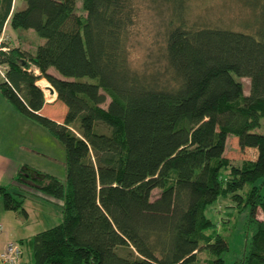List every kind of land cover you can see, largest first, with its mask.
Segmentation results:
<instances>
[{
    "label": "trees",
    "instance_id": "trees-1",
    "mask_svg": "<svg viewBox=\"0 0 264 264\" xmlns=\"http://www.w3.org/2000/svg\"><path fill=\"white\" fill-rule=\"evenodd\" d=\"M24 1L0 0V36L9 22L45 41L35 52L1 41L0 93L63 143L66 174L19 170L16 181L63 215L27 240L21 264H199L201 251L227 264L229 241L207 214L220 196L250 207L233 264H264V134L253 132L264 124V0H242L245 29L189 25L185 0H164L178 10L162 61L142 70L130 62L134 0H83L85 14L76 0ZM43 78L67 108L62 120L42 112L55 100ZM230 135L256 154L235 163ZM0 190L27 218L23 194Z\"/></svg>",
    "mask_w": 264,
    "mask_h": 264
},
{
    "label": "rangeland",
    "instance_id": "rangeland-1",
    "mask_svg": "<svg viewBox=\"0 0 264 264\" xmlns=\"http://www.w3.org/2000/svg\"><path fill=\"white\" fill-rule=\"evenodd\" d=\"M134 4L136 15L130 31V62L132 66L142 70L148 65H160L165 37L170 27L169 23L174 19L178 6L164 0H134ZM14 7L17 10L24 8L25 1L15 0ZM76 11L78 14H85L83 0H76ZM251 14V8H245L242 0H185L184 16L189 25L245 29L244 19L250 17ZM1 41L11 42L35 52L38 45L42 44L45 39L33 29H15L8 22L6 31L0 36V43ZM52 72L54 71L52 70ZM36 73L39 74V71L36 70ZM241 80L244 83V91L248 94L250 79L243 77ZM37 83L40 84L39 80ZM44 92L47 99L55 98L51 93L45 90ZM66 110L65 104L62 102L48 103L43 114L50 117L58 116L60 113H65ZM23 120L27 121L26 131L18 136L19 141L28 147H35L36 151L41 152L27 153L28 161L51 174H56L59 177L65 176L66 152L63 143L37 120L30 117ZM253 132L261 137L264 134V124L262 123ZM255 154L256 150L253 147H247L242 152L237 136L230 135L228 137L225 155L235 163H239L244 157H253ZM248 188L249 186H247ZM158 194L159 190L156 189L153 197ZM34 195H28L30 197L28 200L33 201V205L36 207L32 208L35 224L31 225L30 229H35V233H38L59 224L63 220L62 208L56 203L47 201L48 199L44 197ZM18 197L20 196L18 195ZM0 202L3 203V200ZM37 204H40V207ZM249 212L250 207L239 208L230 197L220 196L208 207L207 214L216 223L215 230L223 234L229 241L230 251L226 255L227 264H233L235 258L242 256L245 251V245L250 236L246 224ZM259 217L264 219L262 213L259 214ZM24 257L26 261L30 257L26 248ZM210 257L213 258V255L206 251L199 252V264H207Z\"/></svg>",
    "mask_w": 264,
    "mask_h": 264
},
{
    "label": "crops",
    "instance_id": "crops-1",
    "mask_svg": "<svg viewBox=\"0 0 264 264\" xmlns=\"http://www.w3.org/2000/svg\"><path fill=\"white\" fill-rule=\"evenodd\" d=\"M5 31L6 27L4 32ZM0 70H2L1 65ZM56 98L53 102L47 101L46 105L42 109V112L44 111L48 103L56 104L60 102L56 100ZM64 115L65 113H60L58 116H51L57 120H62L64 118ZM22 117L27 118L26 115L17 110L10 103V101L0 93V187L4 186L9 188L11 192L22 193L24 207L28 212V217L24 218L19 213L13 210L6 209L4 206V201L3 203L0 202V224L2 225V229L0 230V255L4 252L9 242H19L22 245L23 249L21 263L26 262L24 257L25 248L29 251L27 240L36 234L35 229H30V226L35 224V219L32 215V208L35 209L36 207L33 205V201L28 200L30 198L28 195L35 194L39 197L48 199L47 201L56 203L59 206L61 205L56 199L45 197L41 192L29 188L23 184H19L16 181V176L18 175V172L22 167L31 169L33 168L42 172L50 173L46 170L41 169L42 167L33 165V163L28 161L26 157L27 153L41 152L36 151L35 147H28L24 145L23 142L19 141L18 136L24 134V132L26 131L25 124L27 123L26 120H23L26 118ZM64 177L65 176L60 178ZM1 200L3 199L2 192L0 190V201ZM28 203H31V205H28ZM37 205L40 207V204Z\"/></svg>",
    "mask_w": 264,
    "mask_h": 264
},
{
    "label": "built area",
    "instance_id": "built-area-1",
    "mask_svg": "<svg viewBox=\"0 0 264 264\" xmlns=\"http://www.w3.org/2000/svg\"><path fill=\"white\" fill-rule=\"evenodd\" d=\"M2 225L0 224V230ZM23 249L19 242H9L0 255V264H21Z\"/></svg>",
    "mask_w": 264,
    "mask_h": 264
},
{
    "label": "bare ground",
    "instance_id": "bare-ground-1",
    "mask_svg": "<svg viewBox=\"0 0 264 264\" xmlns=\"http://www.w3.org/2000/svg\"><path fill=\"white\" fill-rule=\"evenodd\" d=\"M39 82H40L39 85H40L45 91L51 93V92H50V89H49V87L51 86V84L48 82V80H46L45 78H43V79H40ZM51 95H52L53 97H55V96H56V92H55L54 94L51 93Z\"/></svg>",
    "mask_w": 264,
    "mask_h": 264
},
{
    "label": "water",
    "instance_id": "water-1",
    "mask_svg": "<svg viewBox=\"0 0 264 264\" xmlns=\"http://www.w3.org/2000/svg\"><path fill=\"white\" fill-rule=\"evenodd\" d=\"M49 89H50V92H51L52 94L55 93V89H54V87H53L52 85L49 87ZM29 169H30V168H29ZM30 175H31L32 177H34V175H35V170L30 169Z\"/></svg>",
    "mask_w": 264,
    "mask_h": 264
}]
</instances>
